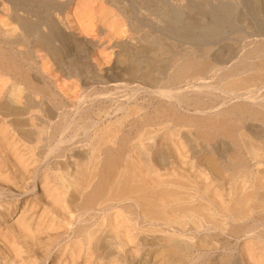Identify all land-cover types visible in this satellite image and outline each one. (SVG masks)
Segmentation results:
<instances>
[{
    "label": "bare ground",
    "instance_id": "1",
    "mask_svg": "<svg viewBox=\"0 0 264 264\" xmlns=\"http://www.w3.org/2000/svg\"><path fill=\"white\" fill-rule=\"evenodd\" d=\"M203 1L0 0V264H264V44Z\"/></svg>",
    "mask_w": 264,
    "mask_h": 264
},
{
    "label": "rangeland",
    "instance_id": "2",
    "mask_svg": "<svg viewBox=\"0 0 264 264\" xmlns=\"http://www.w3.org/2000/svg\"><path fill=\"white\" fill-rule=\"evenodd\" d=\"M259 3V0H204L200 54L228 70L237 65L251 44H264V8ZM213 77L208 75L205 80L211 81Z\"/></svg>",
    "mask_w": 264,
    "mask_h": 264
}]
</instances>
